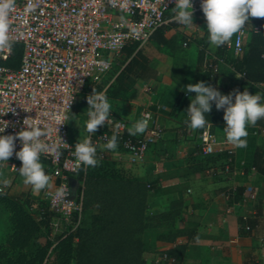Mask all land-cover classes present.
I'll list each match as a JSON object with an SVG mask.
<instances>
[{"label":"trees","instance_id":"1","mask_svg":"<svg viewBox=\"0 0 264 264\" xmlns=\"http://www.w3.org/2000/svg\"><path fill=\"white\" fill-rule=\"evenodd\" d=\"M175 21L162 23L150 34L155 46L161 47L167 54H174L181 44L185 33ZM249 23L257 24L259 29L249 30L248 37L243 38L239 54L230 59L227 66L224 54L230 52L224 45L214 47L215 55L210 61L216 62V70L203 66V59L208 49L209 34L207 27L197 40L195 54L196 63L206 77V86L221 87L234 93L238 84H256L264 82V18L249 17ZM207 25V24H206ZM20 44L15 42L11 53L2 62L14 67L18 64ZM231 53V52H230ZM223 60V61H222ZM115 65L112 79L104 90L113 97L135 102L139 106L146 105L148 94L143 87H135L137 79L148 81L159 79L160 74L153 61L152 54L142 45L126 43L112 58ZM109 66V67H110ZM233 68L240 72L242 78L237 79ZM191 94L181 115L177 118V126L184 131L189 120L186 112ZM179 93L173 101H178ZM206 119L210 123H225L224 110H217L214 102ZM99 166L78 169L73 175L81 181L74 191L80 192V211L70 219H63L57 212L48 208L44 199L34 203L35 212L30 211L32 201L25 192L10 194L8 188L0 189V264H181L186 242L155 250L154 260L144 257L145 241L140 234L146 228L158 224L171 225L180 214L182 197L170 199L167 207L158 212H149L147 204L148 190L153 180L144 179L126 168L118 165L111 156V151L96 147ZM118 145L117 150L120 151ZM223 152L201 154L199 146L195 153L187 154V162L192 171L214 169L222 165ZM41 162L44 161L40 158ZM251 165L264 176V160L253 156ZM224 189L227 202L240 199L242 185L233 188L221 186L214 190ZM24 193V194H23ZM254 212L245 219L237 216V232L248 234L244 230L248 223L251 228L260 223L261 201L253 202ZM56 221V226L53 222ZM185 234L187 239L194 238L196 228H176L155 234L157 239L173 240L175 236ZM165 254L167 258H161ZM172 258V259H170ZM256 264V263H253Z\"/></svg>","mask_w":264,"mask_h":264},{"label":"built area","instance_id":"2","mask_svg":"<svg viewBox=\"0 0 264 264\" xmlns=\"http://www.w3.org/2000/svg\"><path fill=\"white\" fill-rule=\"evenodd\" d=\"M38 6L28 11L30 0H16V7L11 13L12 35L20 44L18 64L14 67L3 64L8 57L7 50L0 51V120L8 126L0 135H13L24 129L23 120L31 118V123L48 129L46 141L50 148H55L59 141L62 146L60 159L55 158L54 151L41 154L40 158L50 166L53 178L52 186L42 193L48 208L68 220L80 211V192L74 189L81 184L76 181L73 188L68 185V177L83 165L77 167L74 155L75 144L71 143L67 134L65 114L66 103L72 94L69 110L77 96L88 81H96L109 68L114 54L126 43L143 45L152 31L162 23L174 21L172 9L175 0H31ZM202 0H191L193 17L205 22L201 9ZM179 23L176 26L179 28ZM180 29V28H179ZM259 29L257 24H246L244 29L234 34L224 46L236 57L245 34L249 30ZM189 35L185 34L181 41L185 45ZM204 66L216 70L217 63L207 61ZM234 75L240 74L233 66ZM80 81L83 83L81 84ZM264 103V99L261 101ZM15 110L9 112L11 109ZM150 114L148 128L142 134L130 135L128 129L137 120ZM89 117L87 114L86 122ZM64 123L58 125L59 123ZM120 127L117 128L116 125ZM58 125V126H57ZM3 123H0V128ZM56 127H58L57 136ZM113 134H117L118 145L124 158L129 163L142 159L149 144L160 135V128L155 122L153 110L146 104L139 106L138 117L129 122L126 118L110 112V118L91 136L95 147H103ZM89 134L86 131V136ZM215 137L211 128L198 130V146L201 154L215 152ZM14 152L6 164L0 163V183L9 176L18 174L21 161L15 153L20 150L19 139L14 141ZM222 157V165L214 169L216 175L229 176L235 172L231 147H226ZM120 157V155L118 156ZM117 157V158H118ZM15 167V168H14ZM17 169V170H16ZM205 171L211 175V169ZM67 184L69 194L65 198L57 195ZM0 189L2 187L0 186ZM254 188L247 184L243 192L252 193ZM231 204L226 211H231ZM242 219L249 214L241 213ZM251 216V215H250ZM53 226H56L54 221ZM244 230H251L248 223ZM264 239V238H263ZM161 258H167L165 254ZM172 259V258H170ZM157 260V258H156Z\"/></svg>","mask_w":264,"mask_h":264},{"label":"crops","instance_id":"3","mask_svg":"<svg viewBox=\"0 0 264 264\" xmlns=\"http://www.w3.org/2000/svg\"><path fill=\"white\" fill-rule=\"evenodd\" d=\"M157 70L165 75L169 74L163 68L159 67ZM161 80L162 77L158 80H136V83L148 93L147 105L154 107L152 110L155 122L160 128L159 137L148 145L142 159L135 163L127 162L120 152L110 153L113 158L120 155L118 158L126 162L125 165L130 167L132 173L153 180L147 195L149 212L164 210L170 199L179 195L182 197L180 214L171 225L158 224L141 232L140 236L145 241L144 257L146 260L151 257L156 260L155 250L186 242L184 254L179 259L181 264H264V176L251 165L255 155L258 159L264 160V119L257 121L254 127L251 125L247 127L248 144L243 149L227 143L223 131L225 123H211L213 126L211 131L215 137L214 150L224 152L226 147L232 148L235 172L219 179L205 170L192 171L186 156L196 152L199 129L193 131L186 125L182 131L181 127H176L177 118L183 111L177 112L173 101L179 93L181 83ZM215 88L221 95L230 94L221 87ZM246 88L249 94L259 93L261 101L264 99V82L240 83L235 92H243ZM235 92L232 93L233 102ZM181 100L179 94L177 102ZM137 107L139 110V106L133 104L129 105L127 110L121 109L126 116H133ZM181 166L186 167L184 174L175 170ZM247 184L254 188L251 194L243 192ZM236 185L243 186L240 199L230 202L231 211H226V206L230 203L227 202L225 190L215 191L214 188L221 186L233 188ZM255 199L261 201L260 223L248 234L240 235L237 232V216L241 213L252 215ZM190 227L196 228V234L192 239H187L185 234H179L173 240L155 237L159 232Z\"/></svg>","mask_w":264,"mask_h":264},{"label":"clouds","instance_id":"4","mask_svg":"<svg viewBox=\"0 0 264 264\" xmlns=\"http://www.w3.org/2000/svg\"><path fill=\"white\" fill-rule=\"evenodd\" d=\"M37 6L30 0L27 10L33 11ZM15 7L16 0H0V51L7 50L9 54L16 42V38L12 35L13 28L10 18ZM201 9L207 24L209 42L216 47L229 43L234 34L240 33L244 26L249 24V17L264 18V0H202ZM172 11L174 13L172 19L175 22L187 27H194L191 0H175V7ZM242 77L240 74L236 75L237 79ZM80 83L83 82L80 81ZM184 91L195 93L194 99L190 100L186 110L189 116V120L186 122L187 126L193 131L212 128L213 126L208 117L206 119V116L211 112L212 105L210 102L214 101L217 110H224L223 120L226 126L223 131L226 135V141L236 148L247 147V127L249 125L254 127L257 121L264 119V103H261V95L259 93L249 94L247 88L243 92H235L234 102L232 93L221 95L215 87L206 86L203 81L186 85ZM71 101L72 94L66 103L62 121H69L72 117L69 113ZM86 101L89 119L85 128L89 135L77 142L74 147V155L78 162L77 167L82 164L85 170L89 167L99 166L100 161L96 156L97 149L92 143L91 136L98 127L103 126L109 120L112 107L108 101L106 90L96 93L93 89L92 94L86 97ZM10 109L9 112L15 114V110ZM150 119L151 115L145 114L142 119L132 124L128 129L129 134L135 136L144 133L148 128ZM0 123H3L0 133H3L8 123L3 120H0ZM22 123L25 126L24 129L17 132L15 136L0 135V163L6 164L12 157L15 147L14 141L19 139L21 148L15 155L21 161V167L16 170L26 185H30L33 191L40 192L49 187L51 182V177L46 174L44 165L41 163V154L54 151L55 158L59 160L63 155L61 147L68 145L62 142L57 135L58 127H56V135L59 137V141L55 148H50L46 141L49 134L48 129L31 123V118H25ZM61 124L64 123L61 122L58 125ZM116 127L119 128L120 125L117 124ZM117 147V134H113L103 145V148L109 151H114ZM2 183L7 185L9 182L5 179ZM68 194L67 184L57 193L61 198H65Z\"/></svg>","mask_w":264,"mask_h":264},{"label":"rangeland","instance_id":"5","mask_svg":"<svg viewBox=\"0 0 264 264\" xmlns=\"http://www.w3.org/2000/svg\"><path fill=\"white\" fill-rule=\"evenodd\" d=\"M193 25L194 27H187L184 25H179V28L182 32L189 35V40L185 45L180 44L179 49L172 55L167 54L161 47H157L152 42L151 38L149 37L147 41L142 45L146 48L153 56V61L155 63L156 68H163L165 72L169 74L160 73L159 79L161 81H175L177 83H181V88L179 89V94L181 95V102H176L173 104L177 108V112H182L185 108V104L191 94H195L192 92L184 91L185 86L188 84H195L197 82L203 81L205 83L206 77L202 74V70L199 68V65L196 63L195 54H196V47H197V40L202 34L205 27H207L205 22H202L198 19L193 18ZM248 37V33L245 34L244 39L246 40ZM215 46L211 45L208 40V49L206 50V55L204 56L203 63L211 60L214 58L213 49ZM116 54H114L115 56ZM233 58V54L230 52H226L224 54L223 60L225 64L229 66L230 59ZM222 60V61H223ZM204 66V65H203ZM115 68V65H111L96 81H88L85 85L83 91L78 94L73 106L69 110V113L72 115L69 121H66L67 127V134L71 143L75 144L80 142L84 137H86V118L88 114V105L86 101V97L92 94V90L94 89L96 93L104 92L107 83L112 79V72ZM162 74V76H161ZM158 80V79H157ZM135 87L139 88L136 81L133 84ZM206 85V83H205ZM146 92V91H145ZM147 93V92H146ZM148 94V93H147ZM107 95V94H106ZM108 101L111 104V112H114L116 115L126 118L129 122L135 120L138 117V107L135 109L133 116H126L121 108L127 110L128 106L130 105H138L135 102H129L124 99L113 98L107 95ZM127 102V103H125ZM129 103V104H128ZM166 105H170V103H166ZM177 105V106H176ZM121 106V107H120ZM139 106V105H138ZM173 106V107H174ZM154 109V107H150ZM180 116V115H179ZM103 148V147H102ZM106 150V149H103ZM109 151V150H108ZM111 152L118 153V150H114ZM113 158V157H112ZM116 163L128 171H130V167L125 165V161L120 158H113ZM184 159V157H183ZM182 160V159H181ZM125 162V163H124ZM44 165V169L46 174L51 177L50 186L41 190L40 192L33 191L30 185H26L23 182V178L20 174H14L13 176L8 177V184L4 185L0 183L2 188L7 187L8 192L10 194H17L19 192H25L26 196L32 201V205L30 206V211L35 212L34 203L37 201L42 200V193L44 190L50 188L52 186L53 178L50 173V166L43 161L41 162ZM177 171L185 173L186 167L181 166V168L175 169ZM131 172V171H130ZM215 178L225 177L223 175H214ZM75 180L78 181L79 179L74 176ZM218 179V180H219ZM24 194V193H23ZM148 251H146L147 254Z\"/></svg>","mask_w":264,"mask_h":264},{"label":"water","instance_id":"6","mask_svg":"<svg viewBox=\"0 0 264 264\" xmlns=\"http://www.w3.org/2000/svg\"><path fill=\"white\" fill-rule=\"evenodd\" d=\"M67 181H68V185H69L70 188H73L74 185L76 184V180L72 176H69L68 179H67Z\"/></svg>","mask_w":264,"mask_h":264}]
</instances>
